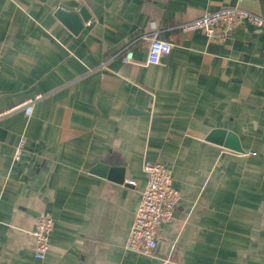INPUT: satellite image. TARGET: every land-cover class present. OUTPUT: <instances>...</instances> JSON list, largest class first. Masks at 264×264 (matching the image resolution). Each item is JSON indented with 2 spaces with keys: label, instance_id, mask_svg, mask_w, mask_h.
Instances as JSON below:
<instances>
[{
  "label": "crops",
  "instance_id": "0c3cea01",
  "mask_svg": "<svg viewBox=\"0 0 264 264\" xmlns=\"http://www.w3.org/2000/svg\"><path fill=\"white\" fill-rule=\"evenodd\" d=\"M62 4L91 13L79 32ZM235 5L264 17V0H0V264H264V26L222 43L184 28ZM155 31L174 45L149 64ZM216 127L245 152L208 141ZM147 160L181 192L151 256L125 247ZM100 161L125 182L91 172ZM41 213L54 225L38 259Z\"/></svg>",
  "mask_w": 264,
  "mask_h": 264
},
{
  "label": "built area",
  "instance_id": "2783aa9c",
  "mask_svg": "<svg viewBox=\"0 0 264 264\" xmlns=\"http://www.w3.org/2000/svg\"><path fill=\"white\" fill-rule=\"evenodd\" d=\"M245 22L264 26V17L238 5L227 6L204 13L184 24V28H203L211 42L222 43L228 39L236 27ZM144 37L149 40L147 56V63L149 64L159 63L162 56L169 53L174 45L173 42L161 38L157 31ZM124 58L127 61H132L133 52L128 49ZM35 99L30 98L19 107H27L30 112ZM16 108H12V110ZM10 111L11 109L0 111V118ZM24 143L25 138H20L14 154L15 160L21 159L24 153ZM143 168L147 178L146 185L141 192L125 247L130 251L151 256L158 246L160 229L174 220L175 210L181 199V192L175 187L172 170L166 163L158 160H147ZM53 225V218L49 214L41 213L36 218L32 234L35 239L34 255L38 259L45 258L50 250V235Z\"/></svg>",
  "mask_w": 264,
  "mask_h": 264
},
{
  "label": "water",
  "instance_id": "95a60500",
  "mask_svg": "<svg viewBox=\"0 0 264 264\" xmlns=\"http://www.w3.org/2000/svg\"><path fill=\"white\" fill-rule=\"evenodd\" d=\"M55 14L74 32H79L84 27V24L91 19V13L85 6L76 10L74 7L62 4L58 7ZM206 139L228 149L237 152H245L240 136L233 130L216 127L208 133ZM90 171L120 183H124L126 179L124 166L110 165L107 161L98 162L91 168Z\"/></svg>",
  "mask_w": 264,
  "mask_h": 264
}]
</instances>
